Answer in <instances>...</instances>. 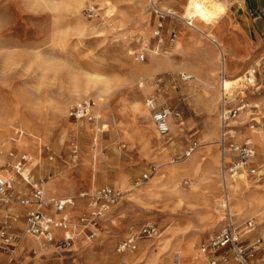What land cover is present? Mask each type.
<instances>
[{
	"label": "rangeland",
	"instance_id": "obj_1",
	"mask_svg": "<svg viewBox=\"0 0 264 264\" xmlns=\"http://www.w3.org/2000/svg\"><path fill=\"white\" fill-rule=\"evenodd\" d=\"M153 1L158 9L175 13L165 21L166 48H157L153 36L151 0H0V172L14 180L11 202L0 203V222L7 221L15 237L12 255L0 253V260L207 264L216 258L219 264H237L230 256L227 262L220 260L222 251L199 249L224 223L217 146L221 59L220 50L205 35H223L222 48L230 53L225 55L229 69L224 76L245 91L227 97L228 105L242 99L251 105L230 121L236 136L240 129L250 131V125L264 136V109L258 102L264 98V87L255 88L243 78L253 69L252 77L261 83L264 59L257 66L252 53L240 57L247 46L241 30L225 17L219 30L218 8L192 2L200 17L195 21L186 19V0ZM206 23L211 26L208 33L194 29L202 30ZM172 29L176 37L169 42ZM136 55H143V62ZM182 73L192 76L182 80ZM214 91L217 100L207 106ZM161 106L174 112L166 136L158 135L151 120ZM78 108H87L93 119L69 116ZM191 140L197 148L181 157ZM10 152L31 157L30 176L45 187V199H72L74 204L64 211L70 221L88 211L89 196L97 189L108 186L121 192L101 216L93 239L80 234L66 251L27 240L23 228L31 206L17 199H30V187L13 170L16 158ZM210 157H215L214 174L203 180L199 168ZM183 162H189V168L180 172L177 165ZM258 174L245 180L260 179L259 197H252L255 188L242 183L233 196L229 185L235 226L253 229L244 236L247 242L261 239L251 264H264V166ZM145 221L155 223V235L139 240L133 252L117 253L116 244ZM248 222L252 226L244 228Z\"/></svg>",
	"mask_w": 264,
	"mask_h": 264
},
{
	"label": "built area",
	"instance_id": "obj_2",
	"mask_svg": "<svg viewBox=\"0 0 264 264\" xmlns=\"http://www.w3.org/2000/svg\"><path fill=\"white\" fill-rule=\"evenodd\" d=\"M151 7L155 13V23L153 28V36L157 41V48H166L165 44V21L169 17H175V13L169 10L158 9L155 2L151 0ZM188 24L191 22L188 21ZM176 37L175 31L172 29L168 34V41L172 42ZM165 51V50H164ZM167 52V51H165ZM137 61L144 60L143 55H136ZM223 60V54L221 53ZM223 75V74H222ZM182 80H188L191 75L188 73L181 74ZM223 79V76H222ZM228 93L222 89V97L219 104L218 115V138L217 146L220 154L219 163V182L223 192V212L224 223L221 229L208 237L207 242L201 244L200 251H222L220 260L227 262L228 257H232L237 264H251V260L255 257L261 240L258 238L251 243L244 242V236L250 232L235 226L233 222V214L228 208V180L233 177L244 176L246 179H254L259 177L258 169L254 163L255 149L250 138L243 139L240 143H235L233 137V125L230 121L234 120L240 111L246 106L243 102L231 107L227 100ZM149 105L151 102L149 101ZM173 113L169 107L161 106L153 111L151 120L154 124L156 132L159 136L168 135L171 127V119ZM175 115V114H174ZM69 116L74 118H85L92 120L87 108L71 109ZM197 148V143L191 140L189 146L183 151L181 157H189ZM10 157L16 158L12 168L16 174L29 184L30 199L18 198V203L31 206L25 214V222L23 233L34 238L39 245H54L60 250H65L78 235L83 234L87 239L91 240L96 236L99 229V220L101 216L109 209L111 205L116 203L121 197V192L111 187L105 186L97 189L89 196V209L83 213L76 221H70L64 215L66 207L74 204L70 198H44L43 184L40 180L31 178L28 167L31 163V157L26 153L15 155L9 153ZM174 162V160H173ZM152 169V168H151ZM152 170H155L154 168ZM148 178V173H144L142 179ZM14 190V180L11 177L0 176V203L7 204L11 202ZM54 210L59 214L56 216L48 211ZM155 223L145 221L140 225L136 232L129 233L125 238L118 242L115 246L117 253L133 252L137 249L139 240L143 238H151L155 235ZM248 224H250L248 222ZM9 224L7 221L0 222V253L12 255L14 249V238L8 232ZM61 232V235H58ZM0 264H9V260H0ZM207 264H219V260L212 258Z\"/></svg>",
	"mask_w": 264,
	"mask_h": 264
},
{
	"label": "crops",
	"instance_id": "obj_3",
	"mask_svg": "<svg viewBox=\"0 0 264 264\" xmlns=\"http://www.w3.org/2000/svg\"><path fill=\"white\" fill-rule=\"evenodd\" d=\"M192 2L196 3V4H207L208 6H212L215 9L218 8V11H220V12L217 16V21L215 20V22H217V26L219 27V30L222 27H224L223 26L225 24V21L223 20L224 17L235 21V23L239 26V28L241 30V36L243 37L242 39L245 41V44L247 45L246 47H244L242 49L241 53L239 54L240 57H242L248 53H252L254 55L253 56L254 59L252 60V63L255 65H257L258 61L264 59V0H186V3L184 5V9L185 10L190 9L187 13V16H188L187 18L192 19L194 17L195 18L194 20L197 21L200 19V17L197 14H195V12H193L194 10L191 6ZM209 31H211V26L209 23H206V25L202 29V32L208 33ZM220 34H221V32H220ZM221 36L222 37L220 39L223 41L220 42V44L217 41L213 43L220 50L219 51L220 59H221V53L223 54V52H225L228 57L230 56V53L227 50H223V48H222V46L224 44V38H223L222 34H221ZM223 57H224V59L220 60V69H221L220 72L223 74V75H221V77L223 76V79H224L225 78L224 72L229 69L228 68L229 64L227 63V65H224V61L227 60V58L224 56V54H223ZM241 63L242 62H240V64ZM234 65L237 69H240V66L237 65V63H235ZM257 66H259V65H257ZM246 70H248V69H246ZM251 73L254 74L253 69H251ZM238 75H240V74H238ZM228 78H233V77H228ZM262 78H264V71H262ZM256 80H257V76H256ZM256 83L260 86V88L264 87V80H262L261 83L257 80ZM259 90H258V94L260 93ZM241 92L245 93V91H241ZM248 92L251 93V91H248ZM220 94L222 97V91L220 92ZM251 94L257 95L255 93H251ZM210 97H211V100H208V102H206L207 106L215 103V101L217 100L216 92L215 91L212 92ZM243 101L244 100L242 99L239 102H237L236 104H231L229 106L234 107V106L238 105V103L243 102ZM258 102L260 105L259 107L261 109H264V98H261ZM244 104H246V106L240 111L241 114H244L245 111H247V110H244L246 107H251V105L248 104L247 102H244ZM252 107L255 108L258 106H257V104H253ZM260 108H259V110H260ZM249 128L251 129L250 131H246L245 129H240L238 132V136L235 135V131L233 129L232 139L234 142H241L242 139L247 138V137L251 139V141L253 142V145H254V149H255L254 163H255V166L257 168H260L261 166H264V136L260 135L261 133L258 131L260 129H257L256 126L250 125ZM256 149H257V151H256ZM196 154H197V152L195 153V155L191 159H189V162H191L196 157ZM214 158L215 157H213V158L210 157L209 158L210 160H207L206 164L201 165V167L199 168V173H202L201 178H203V180H208L209 176L211 174H214V171L211 170V168L214 164V160H213ZM189 162H183V163L177 165V169L180 170V172L187 170L189 168ZM197 166L198 165H196L193 168L195 170V173L197 172V170H196ZM199 173H197V174H199ZM236 180H238V179H236ZM259 180L260 179L253 180V181H248V180L246 181L245 179L242 181L238 180L237 189L235 190L233 196L235 195L236 192L239 191L241 183L245 184L243 186L255 188L253 190V192L251 193L252 197L261 196V194L256 189L257 186L261 185V183L257 184V182ZM231 181H234V180H231ZM44 189H45V187H43V193H44ZM44 195H45V193H44ZM184 195H186V194H184ZM202 196L203 195H201V194L199 196L198 200H200V202L203 198ZM20 210H23V209H20ZM234 214H235V212H234ZM258 238L260 239V237H255L254 239L256 240ZM250 239H252V238H250ZM246 240H247V238L244 237L245 243H251V242H247ZM36 243H38V242H36ZM203 260H204V258L202 257V261Z\"/></svg>",
	"mask_w": 264,
	"mask_h": 264
},
{
	"label": "bare ground",
	"instance_id": "obj_4",
	"mask_svg": "<svg viewBox=\"0 0 264 264\" xmlns=\"http://www.w3.org/2000/svg\"><path fill=\"white\" fill-rule=\"evenodd\" d=\"M186 19H189V18H186ZM194 29H196V30H197L198 32H200V33H203L202 30H201L198 26H195ZM205 37L208 38L212 43H214V42L217 41V42L220 44V42L223 41V40L220 39L221 36H213L212 34H207V35H205ZM222 52H223V51H222ZM223 54H224V56L227 55L225 52H223ZM225 57H226V56H225ZM260 62H261V60L257 62V64H258L259 66H260ZM224 65H227V61H226V60L224 61ZM243 76H244L243 78L248 79V80L250 81V84L253 85L255 88H256V87H259V85L256 83V81H257L256 78H253V77H252V74H251L250 71H247L246 73H244ZM220 87H221V89H224V91L228 93V97H231L232 95H234V92L237 91V90H238V93H240L241 91H244L243 88H240V87H239V88H235V86L229 84V82H228V80H226V78H224V79L221 80V82H220ZM96 116L98 117V115H96ZM81 127L83 128V131H85L86 128H87L85 125H83V126H81ZM95 129H96V128H93L92 132H94ZM85 132H86V131H85ZM4 142H5V141H4ZM0 176L5 177L1 172H0ZM240 177H241V178H240ZM236 179L242 181V180L245 179V177H244V176H238V177L230 178V179L228 180V188H229V185H230V187H231V189H232L233 192H235V190L237 189L238 180H236ZM231 180H234V181H231ZM246 181H247V180H246ZM43 195H44V193H43ZM45 197H46V196L44 195V198H45ZM60 199H64V198H60ZM222 200H223V199H222ZM222 206H223V202H222ZM228 208H229V210H230V212H231L230 196H229V193H228ZM222 211H223V209H222ZM51 212H52L53 214H55L56 216L59 214L58 212H56V211H54V210H51ZM231 213H232V212H231ZM232 214H233V213H232ZM233 215L235 216V214H233ZM251 226H252V223H250V224H246V225H244L243 227H244V228H250ZM27 239L29 240L30 237L28 236ZM30 240H31V239H30ZM38 245H39V244H38ZM203 258H205L204 255H203Z\"/></svg>",
	"mask_w": 264,
	"mask_h": 264
}]
</instances>
